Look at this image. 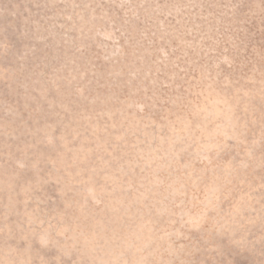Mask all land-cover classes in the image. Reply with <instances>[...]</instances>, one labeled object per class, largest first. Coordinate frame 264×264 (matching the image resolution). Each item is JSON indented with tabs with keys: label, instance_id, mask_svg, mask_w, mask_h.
<instances>
[{
	"label": "rangeland",
	"instance_id": "1",
	"mask_svg": "<svg viewBox=\"0 0 264 264\" xmlns=\"http://www.w3.org/2000/svg\"><path fill=\"white\" fill-rule=\"evenodd\" d=\"M0 264H264V0H0Z\"/></svg>",
	"mask_w": 264,
	"mask_h": 264
}]
</instances>
